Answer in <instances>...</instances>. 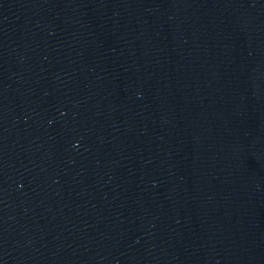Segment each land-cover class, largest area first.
Segmentation results:
<instances>
[{"label":"water","instance_id":"water-1","mask_svg":"<svg viewBox=\"0 0 264 264\" xmlns=\"http://www.w3.org/2000/svg\"><path fill=\"white\" fill-rule=\"evenodd\" d=\"M0 264H264V0H0Z\"/></svg>","mask_w":264,"mask_h":264}]
</instances>
